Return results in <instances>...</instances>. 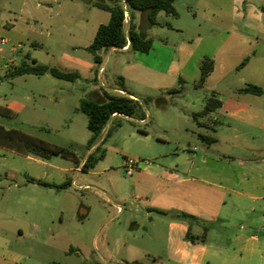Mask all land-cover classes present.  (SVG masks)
Wrapping results in <instances>:
<instances>
[{"label": "rangeland", "instance_id": "rangeland-1", "mask_svg": "<svg viewBox=\"0 0 264 264\" xmlns=\"http://www.w3.org/2000/svg\"><path fill=\"white\" fill-rule=\"evenodd\" d=\"M91 1L0 0V36L8 41L3 45L5 53H0V109L12 110L0 112V127L69 149L80 161L96 150L90 153L87 148L92 137L87 126L88 117L77 112L81 100L87 99L83 88L94 82L70 83L49 74L12 79L6 66L20 62V51L11 53V48L21 44L24 50L30 48L31 54L38 50L35 55L48 63L44 65L62 72H66L68 64L77 63L78 57L87 64L93 62L99 72L91 55L70 53L73 44L90 41L99 25L105 24L104 16L108 14L92 7ZM174 1L179 18L162 13L158 21L175 29L154 30L169 42V48L157 38L158 47H154L149 62L157 63L154 56L162 55V50L168 54L171 49L174 54L171 61L178 63V49H190L191 44L201 40L197 57L223 59L227 75L222 77L217 71L210 79L211 83L198 88V79H188L195 72V63H192L185 70L187 77L170 75L166 90L135 83L127 85L139 100L154 99L146 106L148 121L143 123L138 117L110 121L98 143L106 151V158L94 169L82 173L60 172L61 168L75 167V163L71 164L63 157L52 158V166L48 167L37 162L33 155V159L20 155L18 152L21 151L13 145L0 148V186H11L6 201L0 202V254L4 239L11 234L10 220L27 216L46 229L39 241L26 238L16 246L12 245L16 251L22 248L24 254L31 255L29 264H264V186L256 192L262 198L255 205L248 206L242 213L232 207L230 221L204 219L207 222L202 226L209 229L205 246L221 252H210V257H204L199 248L194 256L185 254L183 257L178 250L183 245L182 239L170 234L171 217L148 216V210L134 201L132 181L135 175L126 174L123 168L126 158L164 165L179 159L182 166L188 168L191 166L185 160L188 156L204 154L213 165L225 167L234 178L244 167H251L260 175L264 173V96L259 108L263 112L259 123L263 130L255 125L234 123L226 115V110L236 101L230 87L255 84L264 89V0ZM176 28L184 32L180 34ZM34 42L41 46L30 47ZM247 57L252 62L237 71L236 66ZM54 59L57 64L52 62ZM106 70L104 80L112 85L109 66ZM95 76L96 72L92 79ZM180 77L185 80L183 94L169 95V90L181 89ZM97 84L106 89L100 78ZM215 93L225 107L200 119L206 123L217 121L214 124L217 132L213 133L200 128L194 116L205 109L207 100ZM54 97L58 98L59 104L51 102ZM158 98L161 99L159 103L155 101ZM229 126L237 131L230 130ZM201 135L215 136L220 139L219 144L209 146ZM234 135H238V139ZM139 165L141 168L144 164ZM8 169H17L18 177H7ZM65 175L70 180L68 183L76 180L81 188L71 185L58 191L29 184L32 179L55 184ZM15 184L27 187L19 191ZM61 198L68 206L67 215L74 217L67 218L63 226L58 225L57 220ZM18 199L23 201L18 202ZM233 202L229 200V206ZM119 206L123 208L122 212H119ZM83 210L88 214L79 222L77 216ZM53 221H57L55 225ZM49 227L55 231L49 233ZM64 229L66 237L60 234Z\"/></svg>", "mask_w": 264, "mask_h": 264}, {"label": "crops", "instance_id": "crops-1", "mask_svg": "<svg viewBox=\"0 0 264 264\" xmlns=\"http://www.w3.org/2000/svg\"><path fill=\"white\" fill-rule=\"evenodd\" d=\"M106 13L108 14V16H104L105 24L109 23L111 19V14L108 12ZM126 15H127L126 25H125L126 31L130 30V26L132 23L135 24L140 31L144 29L147 35L154 37L155 39L154 47H158V45L156 44L157 38L162 43L165 42L157 32H154L155 29H160L161 31H163L164 29H169V30L175 29L173 26L169 28L166 26L167 23H163L159 21L158 22L159 24H161V27H154L152 29H149V23L147 20L146 13L137 14L136 12L128 11ZM161 15L162 13L158 16V19L162 17ZM17 24L21 26V23L19 21L17 22ZM103 24L104 23H101L99 27ZM99 27L94 32L90 41H86L85 44L83 43L73 44L71 46L70 53L74 56L79 53H85L86 55L89 54L91 55V58L94 61L93 55L89 51H87V48L94 41V38L96 36ZM2 31L5 32L6 31L5 28H3ZM10 31L11 30H7V32ZM177 31L180 34L184 32L181 29H177ZM0 38L3 37L0 36ZM5 40L7 41V39ZM199 41L201 40H197V42L194 43L195 45L191 44V46H189L190 49H188L187 47H180L178 49V63L171 61L174 54L170 49V52H168V54H166L165 51L162 50V55L154 56L157 60V63L151 64L150 62L152 57L151 55H153L152 54L153 50L147 54L142 52H134L131 50L130 42H129L128 45L123 49L113 48L110 50L101 51L100 55L103 58V64L101 65L102 67L100 68V66L97 65L94 61V66L98 67V69L100 70L99 72L97 69H95V67H93L92 65L93 62L91 64L90 63L87 64L86 61L78 57L79 59H77V63L68 64L69 67H66L65 69L66 72L64 73H74L79 76V79L70 83H75L79 80H85L88 83L94 82V84H90V87L83 88V91L85 92V96L87 99H93L96 101H105L106 100L105 94L108 93L110 95H120V96L131 94L132 98L139 100V97L135 93H133L131 89L127 87V85L131 83H135L137 85L147 86L151 89L166 90L168 89L166 82L170 77V75L172 74L175 78L181 75L187 77L185 70H188L189 66L192 63H195V67L193 69L195 72L193 73V75L188 76V79L194 81H196L197 79L199 80L201 76V65L203 60L205 59V58L201 59L200 57H197V51H198L197 49L200 45ZM7 43L8 41L6 42V44ZM165 43L167 44L166 46L168 47L169 42L167 41ZM40 46L41 45L38 42H34L30 44V47H40ZM18 48L20 50H17ZM168 48L164 47L165 50ZM17 51L18 52L20 51L18 54V59L20 60V62L19 63L14 62L13 66L10 67L9 65H7L6 67L9 73L12 72V70L15 67L19 66V64L23 62L26 58H30L31 60L34 59L41 65L48 64L45 63L43 60L38 59V57L35 55L38 52V50L36 49H35V53L31 54L32 51L30 48L24 50L22 48V45L18 44L17 46L11 48V53ZM0 53L2 54L5 53V50L3 49V45L0 46ZM168 57L170 58V60ZM245 59H248L249 61L244 68H246L252 62L248 57ZM218 60H220V62ZM52 62L57 64L55 59ZM239 65L236 66V70L237 71L243 70L244 68H242L241 70L237 69ZM108 66L112 73L111 76H109V80L111 81L112 85L107 84V82H105L104 80V75L107 72L106 68ZM47 67L49 66L47 65ZM101 70H104L103 74L101 73ZM217 71L220 72V75L222 77H225L227 75L228 70L224 65L223 59H217L215 61V69L211 74V76L209 77L206 85L211 83L210 79ZM94 72H96V76L94 79H92V75ZM119 77L124 78V83L128 93L121 90L117 86L116 81ZM99 78L101 79L103 86H106V89L100 87L97 84ZM12 79H16V78H12ZM256 84H258V82ZM248 85L250 84H247L245 87H247ZM245 87L242 88L230 87L234 95H236L235 98L236 101L230 105V108L228 110H226L227 118H229L234 123L241 125H248V126L255 125V126H259L258 128L260 130H263L262 125L259 124L262 122L263 112L259 108H260V99L264 95L254 96V95L239 93V90ZM27 99H31V98L28 97ZM51 102L55 104H59L58 98L56 97L51 99ZM222 103L223 106L221 109L225 107L224 102ZM7 110L9 112L12 111L11 108H7ZM217 112L218 110L214 113ZM120 117L126 119L129 118L117 114L112 117L111 122L114 119ZM146 121H148V119L143 120V123H145ZM200 122L206 123L202 121ZM216 123L217 121H215V123H207V126L209 128H205V129L212 131L213 133H216L217 129L214 127V124ZM212 128H215L216 131L214 132ZM229 129L233 130L234 132L237 131L235 128H232L231 126H229ZM234 138L238 139V135H234ZM219 141L220 139H217V143L214 145L219 144ZM0 148L5 149L4 145H0ZM95 148L96 146L89 152L92 153ZM18 153L20 155L21 154L26 155L27 158L33 159L31 158V154L29 155L23 152H18ZM35 159H37V162L41 163L42 165L48 167L52 166L51 164L52 159L47 160L39 157H36ZM87 159L88 157L83 159L82 161H80L79 158H77L76 161L72 159H66L71 164L75 163V167L73 166L65 167V168H61L59 171L65 174H68L69 172L82 173L86 171L84 169V165ZM185 160L188 163H191L190 167L187 168L185 167V165L182 166L181 161L179 159H175L173 161H170L169 165L156 164L153 162L151 166H142L136 172H134L133 175H131V177L135 175L132 181V186L134 190V195H133L134 201L141 203L143 205V208L148 210L147 211L148 216H151L152 214H156L160 216L171 217L172 220L170 222V234L173 237L177 236V238L182 239L183 245L181 247H178V250H180L183 253V257L185 254L194 256L193 254L196 252V248H199L203 252L204 257L205 256L210 257L211 256L210 252H213L215 254H219L221 252L220 251L215 252L210 250V248L207 245L205 246V243L203 242L198 241L192 243L190 241H187L186 240L187 233L191 231L194 236H200L204 228L202 226V223L207 222L204 221V219L209 221H213V220L230 221L231 220L230 212L233 206L235 207L236 212L242 213L243 211L248 209V206L255 205L257 201H259L262 198L256 192H258L259 188L261 187L263 188L264 186V173L263 175H260L257 170L251 167H244L241 173L237 174L236 178H234L225 167L220 168L217 167V165H213V163H211V161L207 158V155L203 154L200 155L199 157L197 154H195L192 156H188ZM7 173H8L7 177L16 178L18 177L19 171L17 169H8ZM37 181H41V180L32 179L29 180V184L44 187L38 184ZM69 181L70 180L68 179L67 175H65V177L62 178L59 182L55 183V185L61 186L65 183H68ZM74 183L78 184L76 180L71 182L72 185ZM49 184H54V183H49ZM14 186L19 191L23 189L22 187L24 188L27 187L26 185L22 186L20 184H15ZM44 188H50L58 191L66 190V189H57L51 187H44ZM10 189L11 186L9 185L5 187L0 186V202L6 201L5 200L6 194ZM229 200L234 201L233 202L234 204H232V206H229ZM21 201H23V199H18V202ZM31 201L35 202V200H31ZM58 205L60 206L58 209L59 213L57 215L58 225L63 226L67 218L71 220L74 217L67 215L69 209L65 203L64 198L60 199ZM251 210L253 211L254 207H252ZM122 211L123 208L119 206V212ZM160 212H164L165 214H162ZM181 213H186L190 216H193L197 218V220L191 221V220L178 219L175 217L177 214H181ZM87 214L88 212L86 210H83L82 213L77 216V220L79 222H82V220L87 216ZM56 222L57 221L54 222V225L56 224ZM9 225L12 227L11 230L9 231L11 234L6 237L7 239H4L5 240V242L3 243L4 248H2V254H0V264L31 263V257H30L31 255L29 253L24 254V250L22 248H20L21 249L20 251H16L12 245L16 246V244H19L26 238H29L33 241H37V240L39 241V236H41L43 232H46V229L42 226L40 222L34 219L27 218V216H25V218L10 220ZM47 231L49 233H52L55 231V228L53 229L52 227H49ZM60 234L62 237H66L67 232L64 229L63 231H60ZM201 243L202 246H199L201 245Z\"/></svg>", "mask_w": 264, "mask_h": 264}, {"label": "trees", "instance_id": "trees-1", "mask_svg": "<svg viewBox=\"0 0 264 264\" xmlns=\"http://www.w3.org/2000/svg\"><path fill=\"white\" fill-rule=\"evenodd\" d=\"M91 6L98 8L102 11L111 14L110 22L103 24L99 27L94 41L87 48L93 57L97 65L103 64V58L100 55L101 51L110 50L113 48L123 49L130 42V48L134 52L150 53L154 47V38L147 35L146 31H140L135 24H131L130 30L126 31V13L141 12L146 13L149 28L161 27L158 22V16L161 13L166 14L169 17L179 18V12L175 7L174 0H92ZM127 7V8H126ZM171 28L170 24L166 25ZM163 27V26H162ZM248 59H245L239 66L238 70H241L248 64ZM215 69V61L211 58H205L201 65V76L196 87L203 88L211 74ZM11 78L22 77L26 75H51L55 79L64 80L68 82H74L79 79V76L74 73H64L55 68H49L47 66L39 64L36 60L26 58L19 66L15 67L12 72L9 73ZM181 89L169 90V95H180L184 91V80L180 78ZM117 86L128 93L124 78L119 77L116 81ZM239 93L249 94L254 96H263L264 89L256 85H248L247 87L240 89ZM128 95H110L105 94V101H96L93 99H82L77 112L83 113L88 117V129L92 133L91 139L88 141L87 148L92 150L96 146V150L89 155L84 169H94L96 165L105 158L106 151L102 150V145H98L99 140L107 128L109 122L115 114L123 115L126 117L134 118L138 117L141 121L147 118L146 106L153 102L154 99L147 98L145 100H137ZM157 103L161 99L155 100ZM223 106L216 94H213L211 98L207 100L205 109L194 116V120L201 128H209L207 123H201L200 119H203L210 114L221 109ZM9 112L7 109H0V112ZM214 132L215 128H212ZM111 134L109 132L108 136ZM200 138L209 146L217 143V138L211 135H201ZM105 141V140H104ZM103 141V142H104ZM102 142V143H103ZM0 145H13L17 147L21 152L31 154L33 156L42 159H52L54 157H63L65 159L77 160V156L69 149L52 146L45 141L32 137L18 130H6L0 127ZM98 145V146H97ZM34 181V180H33ZM38 184L44 187H51L57 189H67L72 184L65 183L61 186L55 184H49L42 181H37ZM165 214L164 212H160ZM178 219L196 221L197 218L190 216L186 213L177 214L175 216ZM209 229L204 228V233L200 236H194L191 231L186 235V240L192 243L205 242Z\"/></svg>", "mask_w": 264, "mask_h": 264}, {"label": "built area", "instance_id": "built-area-1", "mask_svg": "<svg viewBox=\"0 0 264 264\" xmlns=\"http://www.w3.org/2000/svg\"><path fill=\"white\" fill-rule=\"evenodd\" d=\"M127 16V15H126ZM6 40L5 39H3V38H0V46L1 45H5L6 44ZM13 64H14V62H12L10 65H9V67L10 66H13ZM104 72V70H101V73H103ZM115 115H117V114H115ZM114 115V116H115ZM140 163H143L144 165L143 166H151L152 164H153V162H151V161H148V160H134V159H132V158H126L125 160H124V163H123V168L126 170V174L127 175H129V176H131V175H133V173L135 172V171H137L140 167ZM74 186H75V188H81V187H79L78 186V184H76V183H74L73 184ZM85 189H88V187H85ZM121 210V209H120Z\"/></svg>", "mask_w": 264, "mask_h": 264}]
</instances>
